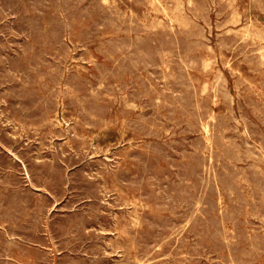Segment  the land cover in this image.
<instances>
[{"label": "rangeland", "instance_id": "rangeland-1", "mask_svg": "<svg viewBox=\"0 0 264 264\" xmlns=\"http://www.w3.org/2000/svg\"><path fill=\"white\" fill-rule=\"evenodd\" d=\"M4 1L0 264H264V0Z\"/></svg>", "mask_w": 264, "mask_h": 264}, {"label": "bare ground", "instance_id": "bare-ground-1", "mask_svg": "<svg viewBox=\"0 0 264 264\" xmlns=\"http://www.w3.org/2000/svg\"><path fill=\"white\" fill-rule=\"evenodd\" d=\"M17 1V0H16ZM53 1V0H52ZM134 1V0H133ZM148 1V0H147ZM176 1V0H175ZM179 1V0H178ZM255 1V0H254ZM7 2V1H6ZM4 0H3V3H6ZM27 2V1H26ZM153 2H154V0H153ZM152 2V3H153ZM167 2V1H166ZM173 2H174V0H173ZM252 2H253V0H252ZM62 3V2H61ZM116 3V2H115ZM158 3H160V2H158ZM175 3V2H174ZM179 3V2H178ZM193 3V2H192ZM200 3V2H199ZM8 4V3H7ZM20 4V3H19ZM30 4V3H29ZM232 4V3H231ZM260 4V3H259ZM263 4V3H262ZM126 5V4H125ZM142 5V4H141ZM191 5V4H190ZM261 5V4H260ZM0 6H2V5H0ZM83 6V5H82ZM232 6V5H231ZM24 7V6H23ZM52 7V6H51ZM109 7V6H108ZM119 7V6H118ZM146 7V6H145ZM153 7V6H152ZM159 7V6H158ZM157 7V8H158ZM178 7V6H177ZM190 7V6H189ZM194 7V6H193ZM27 8V7H26ZM174 8H175V6H174ZM174 8H172V9H174ZM192 8V7H191ZM206 8V7H205ZM19 9V8H18ZM54 9V8H53ZM147 9V8H146ZM146 9H145V11H146ZM170 9V8H169ZM187 9V8H186ZM43 10V9H42ZM125 10V9H124ZM157 10V9H156ZM159 10V9H158ZM157 10V11H158ZM161 10V9H160ZM167 10V9H166ZM175 10V9H174ZM178 10V9H177ZM46 11H49V9L48 10H46ZM163 11V10H162ZM233 11V10H232ZM66 12H68V11H66ZM148 12V11H147ZM158 12H160V11H158ZM195 12V11H194ZM18 13H20V12H18ZM29 13V12H28ZM51 13V12H50ZM129 13V12H128ZM154 13V12H153ZM155 13H156V11H155ZM171 13H172V11H171ZM233 13V12H232ZM44 14V13H43ZM49 14V13H48ZM47 13H46V15H48ZM126 14V13H125ZM143 14V13H142ZM176 14V13H175ZM181 14V13H180ZM200 14V13H199ZM18 15V14H17ZM26 16H27V14H25ZM45 15V14H44ZM166 15V14H165ZM164 15V16H165ZM181 15H183V14H181ZM233 15V14H232ZM231 15V16H232ZM120 16V15H119ZM133 16V15H132ZM180 16V15H179ZM48 17H50V16H48ZM90 17V16H89ZM93 17V16H92ZM95 17V16H94ZM93 17V18H94ZM144 17V16H143ZM156 17V16H155ZM240 17V16H239ZM80 18V17H79ZM146 18V17H145ZM144 18V19H145ZM152 18V17H151ZM187 18V17H186ZM21 19H23V18H21ZM86 19V18H85ZM162 19V18H161ZM166 19V18H165ZM235 19V18H234ZM43 20V19H42ZM66 20V19H65ZM98 20H100V19H98ZM177 20V19H176ZM179 20H181V19H179ZM241 20V19H240ZM250 20V19H249ZM15 21V20H14ZM24 21V20H23ZM27 21V20H26ZM86 21V20H85ZM84 21V22H85ZM119 21V20H118ZM124 21V20H123ZM144 21V20H143ZM151 21V20H150ZM186 21V20H185ZM193 21V20H192ZM233 21V20H232ZM239 21V20H238ZM15 22H17V20L15 21ZM75 22H77V21H75ZM75 22H74V24H75ZM147 22V21H146ZM149 22V21H148ZM167 22V21H166ZM172 22V21H171ZM176 22V21H175ZM179 23H181L182 22V20H181V22L180 21H178ZM183 22H184V20H183ZM2 23V22H1ZM44 23V22H43ZM67 23V22H66ZM125 23V22H124ZM194 24H195V22H193ZM9 24V23H8ZM85 24V23H84ZM87 24V23H86ZM127 24V23H126ZM139 24V23H138ZM10 25H11V23H10ZM21 25V24H20ZM66 25V24H65ZM83 25V24H82ZM81 25V26H82ZM162 25V24H161ZM249 25V24H248ZM50 26V25H49ZM56 26V25H55ZM164 26H165V23H164ZM179 26V25H178ZM184 26V25H183ZM195 26V25H194ZM122 27V26H121ZM129 27V26H128ZM187 27V26H186ZM248 27V26H247ZM14 28H16V27H14ZM30 28V27H29ZM72 28H74L73 26H72ZM85 28V27H84ZM93 28V27H92ZM109 28V27H108ZM175 28V27H174ZM188 28H190V27H188ZM193 28H195V27H193ZM231 28V27H230ZM242 27H240V29H241ZM246 28V27H245ZM250 28V27H249ZM19 29H21V28H19ZM18 29V30H19ZM110 29V28H109ZM112 29V28H111ZM239 29V28H238ZM247 29V28H246ZM257 29V28H256ZM5 30V29H4ZM17 30V29H16ZM106 30V29H105ZM113 30V29H112ZM129 30V29H128ZM184 30V29H183ZM251 30V29H250ZM8 31V30H7ZM73 31V30H72ZM102 31H104V29L102 30ZM107 31V30H106ZM114 31V30H113ZM152 31H154V30H152ZM167 31V30H166ZM165 31V32H166ZM180 31V30H179ZM235 31V30H234ZM248 31V30H247ZM256 31V30H255ZM71 32V31H70ZM232 32V31H231ZM236 32V31H235ZM241 32H242V30H241ZM249 32V31H248ZM254 32V31H253ZM7 33V32H6ZM17 33V32H16ZM106 33V32H105ZM124 33V32H123ZM132 33V32H131ZM138 33V32H137ZM180 33V32H179ZM239 33V32H238ZM244 33V32H243ZM261 33H263V32H261ZM260 33V34H261ZM107 34V33H106ZM110 34V33H109ZM139 34V33H138ZM141 34V33H140ZM145 34V33H144ZM150 34V33H149ZM148 34V35H149ZM154 34H155V32H154ZM247 34V33H246ZM252 34V33H251ZM255 34V33H254ZM253 34V35H254ZM257 34V33H256ZM264 34V33H263ZM3 35V34H2ZM5 35V34H4ZM9 35V34H8ZM70 35H71V33H70ZM96 35V34H95ZM156 35H158V34H156ZM168 35H169V32H168ZM181 36H182V34H180ZM258 35V34H257ZM101 36V35H100ZM103 36V35H102ZM101 36V37H102ZM117 36H119V35H117ZM126 36V35H125ZM143 36V35H142ZM165 36V35H164ZM178 36V35H177ZM255 36V35H254ZM259 36V35H258ZM2 37V36H1ZM12 37H14V35L12 36ZM31 37H33V36H31ZM30 37V38H31ZM35 37V36H34ZM83 37V36H82ZM93 37V36H92ZM99 37V36H98ZM120 37V36H119ZM155 37H157V36H155ZM160 37V36H159ZM184 37V36H183ZM249 37V36H248ZM255 37H257V36H255ZM22 38V37H21ZM132 38V37H131ZM178 38V37H177ZM263 38H264V36H263ZM12 39V38H11ZM119 39V38H118ZM121 39V38H120ZM155 39V38H154ZM157 39V38H156ZM155 39V40H156ZM160 39V38H159ZM165 39V38H164ZM191 39V38H190ZM248 39V38H247ZM2 40V39H1ZM22 40V39H21ZM103 40V39H102ZM206 40V39H205ZM224 40H226V39H224ZM230 40V39H229ZM260 40V39H259ZM23 41V40H22ZM41 41V40H40ZM65 41V40H64ZM168 41V40H167ZM186 41H188V40H186ZM0 42H2V41H0ZM24 42V41H23ZM157 42V41H156ZM155 42V43H156ZM228 42H230V41H228ZM247 42V41H246ZM251 42V41H250ZM6 43H7V41H6ZM25 43H26V41H25ZM61 43V42H60ZM90 43V42H89ZM98 43H99V40H98ZM154 43V42H153ZM205 43V42H204ZM248 43V42H247ZM257 43V42H256ZM255 43V44H256ZM259 43V42H258ZM8 44V43H7ZM27 44V43H26ZM104 44V43H103ZM159 44V43H158ZM157 44V45H158ZM189 44V43H188ZM246 44V43H245ZM13 45V44H12ZM63 45H65V43L63 44ZM100 45V44H99ZM106 45V44H105ZM153 45V44H152ZM251 45H253V43L251 44ZM257 45V44H256ZM255 45V46H256ZM259 45V44H258ZM1 46V45H0ZM60 46V45H59ZM98 46V45H97ZM254 46V45H253ZM260 46V45H259ZM14 47V46H13ZM50 47V46H49ZM64 47V46H63ZM96 47V46H95ZM153 47V46H152ZM177 47V46H176ZM198 47V46H197ZM224 47V46H223ZM222 47V48H223ZM235 47V46H234ZM252 47V46H251ZM101 48H102V46H101ZM155 48V47H154ZM175 48V47H174ZM196 48V47H195ZM201 48H203V46L201 47ZM210 48V47H209ZM2 49V48H1ZM17 49V48H16ZM60 49V48H59ZM86 49V48H85ZM171 49V48H170ZM207 49H208V47H207ZM260 49H262V48H260ZM19 50V49H18ZM48 50V49H47ZM52 50V49H51ZM158 50V49H157ZM227 50V49H226ZM3 51V50H2ZM31 51V50H30ZM85 51V50H84ZM146 51V50H145ZM203 51V50H202ZM249 51V50H248ZM261 51H263V50H261ZM14 52V51H13ZM19 52V51H18ZM51 52V51H50ZM70 52V51H69ZM102 52V51H101ZM198 52V51H197ZM234 52V51H233ZM258 52H259V50H258ZM264 52V51H263ZM263 52H262V54H263ZM10 53V52H9ZM20 53H21V51H20ZM31 53V52H30ZM72 53H73V51H72ZM195 53V52H194ZM245 53V52H244ZM8 54V53H7ZM7 54H5V55H7ZM116 54V53H115ZM118 54V53H117ZM193 54V53H192ZM252 54V53H251ZM11 55V54H10ZM13 55V54H12ZM31 55V54H30ZM33 55V54H32ZM47 55V54H46ZM56 55H57V53H56ZM119 55H120V52H119ZM189 55V54H188ZM194 55V54H193ZM196 55V54H195ZM264 55V54H263ZM262 55V56H263ZM27 56V55H26ZM25 56V57H26ZM58 56V55H57ZM76 56V55H75ZM117 56V55H116ZM170 56V55H169ZM256 56V55H255ZM261 56V55H260ZM259 56V57H260ZM9 57V56H8ZM51 57V56H50ZM61 57V56H60ZM157 57V56H156ZM159 57V56H158ZM230 57V56H229ZM257 57V56H256ZM255 57V58H256ZM19 58V57H18ZM30 58V57H29ZM33 58V57H32ZM87 58V57H86ZM86 58H85V60H86ZM114 58V57H113ZM117 58V57H116ZM201 58V57H200ZM236 58V57H235ZM253 58V57H252ZM24 59V58H23ZM166 59V58H165ZM202 59V58H201ZM25 60V59H24ZM84 60V61H85ZM112 60V59H111ZM245 60V59H244ZM248 60V59H247ZM261 60H262V57H261ZM21 61V60H20ZM34 61V60H33ZM92 61V60H91ZM159 61V60H158ZM178 61V60H177ZM205 61V60H204ZM220 61H221V59H220ZM240 61V60H239ZM253 61V60H252ZM258 61V60H257ZM31 62V61H30ZM39 62H40V60H39ZM203 62V61H202ZM216 62H217V60H216ZM27 63V62H26ZM65 63V62H64ZM68 63V62H67ZM99 63H101V62H99ZM20 64V63H19ZM23 64V63H22ZM25 64V63H24ZM45 64V63H44ZM56 64V63H55ZM161 64V63H160ZM200 64V63H199ZM205 64V63H204ZM12 65V64H11ZM70 65V64H69ZM95 65V64H94ZM263 65V64H262ZM261 65V66H262ZM17 66V65H16ZM26 66V65H25ZM71 66H72V64H71ZM82 66V65H81ZM113 66V65H112ZM117 66V65H116ZM160 66H163V65H160ZM171 66H175L176 67V65L174 64H172ZM203 66V65H202ZM229 66V65H228ZM1 67V66H0ZM11 67V66H10ZM77 67V66H76ZM80 67V66H79ZM142 67H143V65H142ZM198 67V66H197ZM199 67H201V66H199ZM205 67V66H204ZM209 67V66H208ZM258 67V66H257ZM24 68V67H23ZM38 68V67H37ZM44 68V67H43ZM47 68V67H46ZM71 68V67H70ZM74 68V67H73ZM78 68V67H77ZM77 68H75V69H77ZM111 68V67H110ZM148 68V67H147ZM167 68V67H166ZM196 68V67H195ZM194 68V69H195ZM217 68V67H216ZM61 69V68H60ZM101 69H103V68H101ZM177 69V68H176ZM205 69V68H204ZM230 69V68H229ZM228 69V70H229ZM249 69V68H248ZM37 70V69H36ZM44 70V69H43ZM47 70V69H46ZM113 70V69H112ZM142 70V69H141ZM172 70V69H171ZM171 70H169V71H171ZM220 70V69H219ZM231 70V69H230ZM77 71V70H76ZM126 71H128L127 69H126ZM157 71H158V69H157ZM166 71H168V70H166ZM217 71V70H216ZM262 71H263V69H262ZM57 72V71H56ZM74 72V71H73ZM115 72V71H114ZM138 72V71H137ZM164 72V71H163ZM232 72V71H231ZM259 72V71H258ZM24 73V72H23ZM31 73V72H30ZM38 73V72H37ZM54 73V72H53ZM69 73V72H68ZM90 73V72H89ZM136 73V72H135ZM141 73V72H140ZM148 73V72H147ZM173 73V72H172ZM216 73V72H215ZM217 73H219V72H217ZM234 73H235V71H234ZM239 73V72H238ZM33 74V73H32ZM56 74V73H55ZM24 75V74H23ZM40 75V74H39ZM59 75V74H58ZM124 75V74H123ZM149 75V74H148ZM190 75V74H189ZM213 75H214V73H213ZM176 76V75H175ZM215 76H216V74H215ZM215 76H212L213 77V79H214V77ZM23 77V76H22ZM31 77V76H30ZM37 77V76H36ZM47 77V76H46ZM49 77V76H48ZM47 77V78H48ZM67 77V76H66ZM69 77V76H68ZM70 77H71V75H70ZM143 77V76H142ZM148 77V76H147ZM170 77V76H169ZM264 77V76H263ZM33 78V77H32ZM38 78V77H37ZM46 78V79H47ZM108 78V77H107ZM131 78V77H130ZM166 78H167V76H166ZM51 79V78H50ZM76 79V78H75ZM82 79V78H81ZM123 79V78H122ZM129 79V78H128ZM186 79V78H185ZM236 79H237V77H236ZM42 80H43V78H42ZM77 80V79H76ZM88 80V79H87ZM107 80H110V78H108ZM120 80V79H119ZM118 80V81H119ZM134 80V79H133ZM153 80V79H152ZM166 80V79H165ZM168 80H170V79H168ZM167 80V81H168ZM195 80V79H194ZM240 79H239V77H238V81H239ZM44 81H45V79H44ZM72 81V80H71ZM104 81V80H103ZM116 80H114V82H115ZM117 81V82H118ZM137 81V80H136ZM243 81V80H242ZM241 81V82H242ZM264 81V80H263ZM18 82H20V81H18ZM78 82V81H77ZM90 82V81H89ZM119 82H121V81H119ZM131 82V81H130ZM171 82V81H170ZM194 82V81H193ZM244 82V81H243ZM243 82H242V84H243ZM260 82V81H259ZM262 82V81H261ZM16 83V82H15ZM47 83V82H46ZM81 83V82H80ZM84 83V82H83ZM211 83H212V81H211ZM41 84V83H40ZM87 84V83H86ZM152 84V83H151ZM194 84V83H193ZM15 85V84H14ZM19 85V84H18ZM84 85V84H83ZM132 85V84H131ZM173 85V84H172ZM171 85V86H172ZM175 85V84H174ZM247 85V84H246ZM37 86V85H36ZM35 86V87H36ZM86 86V85H85ZM110 86V85H109ZM121 86V85H120ZM155 86H156V84H155ZM165 86V85H164ZM202 86V85H201ZM225 86V85H224ZM51 87V86H50ZM82 87V86H81ZM80 87V88H81ZM84 87V86H83ZM87 87V86H86ZM86 87H84V88H86ZM111 87V86H110ZM113 87V86H112ZM124 87V86H123ZM123 87H121V88H123ZM138 87V86H137ZM142 87V86H141ZM248 87V86H247ZM246 87V88H247ZM261 87V86H260ZM38 88V87H37ZM42 88V87H41ZM101 88V87H100ZM129 88V87H128ZM164 88V87H163ZM203 88V86L201 87V89ZM245 87H244V89H246ZM250 88V87H249ZM252 88V87H251ZM16 89V88H15ZM24 89V88H23ZM61 89V88H60ZM90 89V88H89ZM88 89V90H89ZM110 89V88H109ZM124 89V88H123ZM132 89V88H131ZM141 89V88H140ZM144 89V88H143ZM172 89H174V88H172ZM171 89V90H172ZM204 89V88H203ZM212 89V88H211ZM227 89V88H226ZM35 90V89H34ZM86 90V89H85ZM116 90H118V89H116ZM182 90H183V88H182ZM241 90V89H240ZM250 90V89H249ZM248 90V91H249ZM1 91V90H0ZM20 91H21V89H20ZM76 91V90H75ZM87 91V90H86ZM103 91V90H102ZM106 91H107V89H106ZM135 91V90H134ZM196 91V90H195ZM204 91V90H203ZM208 91H209V89H208ZM211 91V90H210ZM242 91H244V90H242ZM247 91V90H246ZM253 91V90H252ZM39 91H37V93H38ZM41 92V91H40ZM70 92V91H69ZM113 92V91H112ZM121 92V91H120ZM130 92V91H129ZM144 92V91H143ZM198 92V91H197ZM196 92V93H197ZM205 92V91H204ZM204 92H202V93H204ZM207 92V91H206ZM251 92V91H250ZM261 92V91H260ZM259 91H258V93H260ZM62 93V92H61ZM84 93H86V92H84ZM89 93V92H88ZM87 93V94H88ZM101 93V92H100ZM115 93V92H114ZM135 93V92H134ZM136 93H137V91H136ZM158 93V92H157ZM252 93V92H251ZM60 94V93H59ZM129 94V93H128ZM168 94V93H167ZM221 94V93H220ZM230 94V93H229ZM246 94V93H245ZM249 94V93H248ZM13 95H14V93H13ZM132 95V94H131ZM150 95V94H149ZM156 95V94H155ZM159 95V94H158ZM176 95V94H175ZM219 95V94H218ZM247 95V94H246ZM71 96V95H70ZM105 96V95H104ZM108 96V95H107ZM106 96V97H107ZM110 96H112V95H110ZM128 96V95H127ZM197 96V95H196ZM206 96V95H205ZM208 96V95H207ZM217 96V95H216ZM215 96V97H216ZM258 96V95H257ZM4 97V96H3ZM29 97V96H28ZM67 97V96H66ZM95 97H97V96H95ZM114 97V96H113ZM121 97V96H120ZM201 97V96H200ZM5 98V97H4ZM3 98V99H4ZM7 98V97H6ZM14 98V97H13ZM17 98V97H16ZM97 98H99V97H97ZM105 98V97H104ZM103 98V99H104ZM122 98V97H121ZM137 98V97H136ZM135 98V99H136ZM223 98V97H222ZM260 98V97H259ZM42 99V98H41ZM49 99H51V98H49ZM62 99V98H61ZM70 99V98H69ZM128 99H129V97H128ZM205 99V101H207L206 100V98H204ZM225 99V98H224ZM243 99H244V96H243ZM2 100V99H1ZM55 100V99H54ZM53 100V101H54ZM57 100V99H56ZM55 100V101H56ZM130 100V99H129ZM142 100V99H141ZM168 100V99H167ZM194 100V99H193ZM226 100V99H225ZM224 100V101H225ZM247 100V99H246ZM7 101V100H6ZM16 101V100H15ZM41 101V100H40ZM75 101V100H74ZM106 101V100H105ZM108 101V100H107ZM143 101H144V99H143ZM227 101V100H226ZM4 102V101H3ZM71 102V101H70ZM76 102V101H75ZM92 102H93V100H92ZM100 102V101H99ZM110 102V101H109ZM132 102V101H131ZM140 102V101H139ZM259 102V101H258ZM41 103V102H40ZM54 103V102H53ZM63 103V102H62ZM88 103V102H87ZM113 103V102H112ZM120 101H119V105H120ZM134 103V102H133ZM150 103V102H149ZM202 103H203V101H202ZM224 103V102H223ZM226 103V102H225ZM260 103H261V101H260ZM29 104H31V103H29ZM42 104V103H41ZM40 104V105H41ZM79 104V103H78ZM103 104H105L104 102H103ZM109 104H111V103H109ZM118 104V103H117ZM166 104V103H165ZM213 104H214V102H213ZM229 104V103H228ZM7 105V104H6ZM5 105V106H6ZM10 105H12V104H10ZM46 105V104H45ZM52 105H54V104H52ZM75 105V104H74ZM107 105H108V102H107ZM123 105V104H122ZM121 105V106H122ZM137 105V104H136ZM206 105V104H205ZM9 106V105H8ZM30 106V105H29ZM55 106V105H54ZM118 106V105H117ZM117 106H116V108H117ZM142 106H143V104H142ZM207 106V105H206ZM249 106V105H248ZM37 107V106H36ZM44 107V106H43ZM77 107V106H76ZM146 107V106H145ZM158 107V106H157ZM161 107V106H160ZM261 107V106H260ZM54 108V107H53ZM147 108V107H146ZM170 108V107H169ZM168 108V109H169ZM189 108H191V107H189ZM18 109V108H17ZM16 109V110H17ZM38 109V108H37ZM42 109V108H41ZM78 109V108H77ZM112 109V108H111ZM123 109H125L124 107H123ZM188 109V108H187ZM201 109V108H200ZM205 109V108H204ZM110 110V109H109ZM130 110V109H129ZM152 110V109H151ZM160 110V109H159ZM162 110V109H161ZM203 110V109H202ZM209 110V109H208ZM208 110H206V111H208ZM230 110V109H229ZM73 111V110H72ZM75 111V110H74ZM124 111V110H123ZM131 111V110H130ZM194 111V110H193ZM210 111V110H209ZM28 112V111H27ZM52 112V111H51ZM57 112V111H56ZM141 112V111H140ZM139 112V113H140ZM146 112V111H145ZM149 112V111H148ZM161 112V111H160ZM197 112V111H196ZM200 112H202V111H200ZM204 112V111H203ZM5 113V112H4ZM26 113V112H25ZM40 113V112H39ZM83 113V112H82ZM123 113V112H122ZM124 113H125V111H124ZM123 113V114H124ZM144 113V112H143ZM205 113V112H204ZM232 113V112H231ZM110 114V113H109ZM163 114V113H162ZM166 114V113H165ZM180 114V113H179ZM228 114V113H227ZM5 115V114H4ZM23 115V114H22ZM26 115V114H25ZM37 115V114H36ZM57 115V114H56ZM88 115V114H87ZM122 115V114H121ZM146 115V114H145ZM172 115V114H171ZM221 115V114H220ZM219 115V116H220ZM224 115V114H223ZM230 115V114H229ZM256 114H254V116H255ZM259 115V114H258ZM24 116V115H23ZM71 116V115H70ZM89 116V115H88ZM173 116H174V114H173ZM257 116V115H256ZM261 116V115H260ZM5 117V116H4ZM13 117V116H12ZM31 117V116H30ZM34 117V116H33ZM57 117V116H56ZM82 117H84V116H82ZM82 117H81V119H82ZM105 117V116H104ZM153 117V116H152ZM170 117V116H169ZM176 117V116H175ZM189 117V116H188ZM191 117V116H190ZM224 117H225V115H224ZM262 117V116H261ZM8 118V117H7ZM38 118V117H37ZM51 118V117H50ZM80 118V116L78 117V119ZM89 118V117H88ZM111 118V117H110ZM128 118V117H127ZM130 118V117H129ZM171 118V117H170ZM174 118V117H173ZM226 118V117H225ZM259 118V117H258ZM11 119V118H10ZM9 119V120H10ZM13 119V118H12ZM44 119H45V117H44ZM54 119V118H53ZM84 119V118H83ZM98 119V118H97ZM97 119H95V121L97 120ZM107 119V118H106ZM117 119H118V117H117ZM131 119V118H130ZM172 119V118H171ZM186 119V118H185ZM194 119V118H193ZM232 119V118H231ZM41 120V119H40ZM181 120V119H180ZM206 120V119H205ZM0 121H1V119H0ZM5 121V120H4ZM21 121V120H20ZM27 121V120H26ZM89 121V120H88ZM94 121V120H93ZM175 121H176V119H175ZM2 122V121H1ZM13 122H14V120H13ZM24 122V121H23ZM73 122H75V120L73 121ZM76 122H77V120H76ZM92 122V121H91ZM107 122V121H106ZM157 122V121H156ZM162 122V121H161ZM203 122V121H202ZM233 122H235V121H233ZM248 122V121H247ZM254 122V121H253ZM66 123V122H65ZM78 123V122H77ZM76 123V124H77ZM84 123V122H83ZM95 123V122H94ZM108 123V122H107ZM113 123V122H112ZM158 123V122H157ZM184 123V122H183ZM223 123V122H222ZM240 123V122H239ZM256 123V122H255ZM1 124V123H0ZM7 124V123H6ZM18 124V123H17ZM53 124V123H52ZM61 124V123H60ZM74 124V123H73ZM79 124V123H78ZM160 124V123H159ZM185 124V123H184ZM19 125V124H18ZM47 125V124H46ZM108 125H110V124H108ZM123 125V124H122ZM149 125V124H148ZM162 125V124H161ZM234 125V124H233ZM251 125V124H250ZM11 126H15V125H11ZM124 126V125H123ZM126 126V125H125ZM145 126V125H144ZM151 126V125H150ZM200 126V125H199ZM223 126H225V125H223ZM235 126V125H234ZM20 127V126H19ZM30 127V126H29ZM28 127V128H29ZM61 127V126H60ZM77 127V126H76ZM127 127V126H126ZM160 127V126H159ZM1 128V127H0ZM6 129H7V127H5ZM13 128V127H12ZM16 128V127H15ZM21 128V127H20ZM107 128V127H106ZM128 128V127H127ZM154 128V127H153ZM157 128V127H156ZM155 128V129H156ZM161 128V127H160ZM199 128V127H198ZM202 128V127H201ZM205 128V127H204ZM219 128V127H218ZM229 128V127H228ZM132 129V128H131ZM185 129H186V127H185ZM231 129V128H230ZM245 129V128H244ZM248 129V128H247ZM23 130H24V128H23ZM36 130V129H35ZM76 130V129H75ZM162 130V129H161ZM201 130V129H200ZM207 130V129H206ZM214 130V129H213ZM216 130H218L217 128H216ZM221 130V129H220ZM228 130V129H227ZM255 130V129H254ZM257 130H258V128H257ZM13 131V130H12ZM20 131H21V129H20ZM38 131H39V129H38ZM42 131V130H41ZM66 131V130H65ZM159 131V130H158ZM208 131V130H207ZM3 132V131H2ZM75 132V131H74ZM144 132V131H143ZM206 132V131H205ZM212 132V131H211ZM236 132V131H235ZM244 132V131H243ZM242 132V133H243ZM258 132V131H257ZM13 133V132H12ZM11 133V134H12ZM37 133V132H36ZM39 133H41V132H39ZM51 133V132H50ZM54 133V132H53ZM76 133H79V132H76ZM135 133V132H134ZM161 133V132H160ZM167 133V132H166ZM185 133V132H184ZM191 133V132H190ZM201 133H202V131H201ZM264 133V132H263ZM16 134V133H15ZM45 134V133H44ZM48 134V133H47ZM56 134V133H55ZM54 134V135H55ZM67 134V133H66ZM70 134V133H69ZM154 134V133H153ZM244 134V133H243ZM6 135V134H5ZM20 135V134H19ZM49 135V134H48ZM83 135V134H82ZM138 135H140V134H138ZM256 135V134H255ZM1 136V135H0ZM4 136V135H3ZM7 136V135H6ZM88 136V135H87ZM95 136V135H94ZM209 136V135H208ZM223 136H224V134H223ZM241 136V135H240ZM8 137V136H7ZM10 137V136H9ZM11 137H12V135H11ZM14 137V136H13ZM90 137V136H89ZM161 137V136H160ZM246 137V136H245ZM258 137H259V135H258ZM5 139H6V137H4ZM20 138V137H19ZM44 138V137H43ZM85 138V137H84ZM166 138V137H165ZM254 138V137H253ZM257 138V137H256ZM82 140H83V138H81ZM86 139V138H85ZM84 139V140H85ZM222 139V138H221ZM252 139V138H251ZM8 140V139H7ZM19 140V139H18ZM44 140V139H43ZM80 140V139H79ZM90 140V139H89ZM155 140V139H154ZM158 140V139H157ZM209 140V139H208ZM256 140V139H255ZM254 140V141H255ZM151 141V140H150ZM160 141V140H159ZM165 141V140H164ZM170 141V140H169ZM222 141V140H221ZM83 142V141H82ZM98 142V141H97ZM143 142V141H142ZM171 142V141H170ZM184 142V141H183ZM223 142V141H222ZM263 142V141H262ZM10 143H12V142H10ZM119 143H120V141H119ZM127 143V142H126ZM140 143V142H139ZM151 143V142H150ZM153 143V142H152ZM194 143V142H193ZM226 144H227V142H225ZM80 143H78V145H79ZM111 144V143H110ZM131 144V143H130ZM164 144V143H163ZM162 144V145H163ZM172 144V143H171ZM176 144V143H175ZM201 144H203V143H201ZM207 144V143H206ZM225 144V145H226ZM236 144V143H235ZM166 145V144H165ZM174 145V144H173ZM217 145V144H216ZM233 145V144H232ZM20 146V145H19ZM79 146H81V145H79ZM128 146V145H127ZM142 146V145H141ZM228 146V145H227ZM238 145H236V147H237ZM1 147V146H0ZM68 147V146H67ZM126 147V146H125ZM138 147H140V146H138ZM168 147V146H167ZM184 147V146H183ZM182 147V148H183ZM254 147V146H253ZM2 148V147H1ZM69 148V147H68ZM100 148V147H99ZM133 148V147H132ZM212 148V147H211ZM74 149H76L75 147H74ZM94 149V148H93ZM98 149V148H97ZM105 149V148H104ZM186 149V148H185ZM199 149V148H198ZM213 149V148H212ZM214 149H216V148H214ZM217 149H219L218 147H217ZM225 149H227V148H225ZM240 149V148H239ZM62 150V149H61ZM100 150H101V148H100ZM117 150V149H116ZM145 150H147V149H145ZM178 150V149H177ZM201 150V149H200ZM206 150V149H205ZM224 150V149H223ZM237 150V149H236ZM88 151V150H87ZM95 151V150H94ZM137 151H139L138 150V148H137ZM152 151V150H151ZM169 151V150H168ZM167 151V152H168ZM199 151V150H198ZM234 151V150H233ZM256 151V150H255ZM60 152V151H59ZM64 152V151H63ZM83 152V151H82ZM92 152V151H91ZM99 152V151H98ZM117 152V151H116ZM141 152V151H140ZM171 152V151H170ZM230 152H232V151H230ZM239 152V151H238ZM259 152V151H258ZM56 153V152H55ZM80 153V152H79ZM217 153V152H216ZM247 153V152H246ZM261 153H264L263 151L261 152ZM1 154V153H0ZM41 154V153H40ZM43 154V153H42ZM61 154V153H60ZM93 154V153H92ZM122 154V153H121ZM132 154V153H131ZM185 154V153H184ZM222 154V153H221ZM220 154V155H221ZM226 154V153H225ZM229 154V153H228ZM242 154V153H241ZM240 154V155H241ZM252 154V153H251ZM38 155V154H37ZM54 155V154H53ZM84 155V154H83ZM149 155V154H148ZM158 155V154H157ZM186 155V154H185ZM188 155V154H187ZM208 155V154H207ZM210 155V154H209ZM244 155V154H243ZM254 155V154H253ZM2 156H4L3 155V153H2ZM46 156V155H45ZM44 156V157H45ZM88 156V155H87ZM120 156V155H119ZM123 156H124V154H123ZM126 156V155H125ZM149 156H151V155H149ZM154 156V155H153ZM173 156V155H172ZM201 156V155H200ZM205 156H206V154H205ZM227 156V155H226ZM229 156V155H228ZM232 156H234V155H232ZM245 156V155H244ZM250 156H252V155H250ZM258 156V155H257ZM47 157V156H46ZM55 157V156H54ZM117 157V156H116ZM128 157V156H127ZM152 157V156H151ZM186 157V156H185ZM222 157V156H221ZM225 157V156H224ZM107 158V157H106ZM154 158V157H153ZM171 158V157H170ZM225 158H227V157H225ZM233 158V157H232ZM234 158H236V157H234ZM238 158V157H237ZM44 159H47V158H44ZM52 159V158H51ZM80 159V158H79ZM95 159V158H94ZM97 159V158H96ZM116 159V158H115ZM172 159V158H171ZM198 159H200V157L198 158ZM239 159V158H238ZM8 160V159H7ZM35 160V159H34ZM103 160V159H102ZM120 160V159H119ZM118 160V161H119ZM148 160H149V158H148ZM153 160V159H152ZM164 160V159H163ZM167 161H168V159H166ZM234 160H236V159H234ZM28 161V160H27ZM32 161V160H31ZM50 161V160H49ZM74 161H76V160H74ZM105 161V160H104ZM115 161V160H114ZM121 161V160H120ZM131 161V160H130ZM197 161V160H196ZM228 161H229V159H228ZM237 161H239V160H237ZM263 161V160H262ZM15 162V161H14ZM13 162V163H14ZM46 162H48V161H46ZM86 162V161H85ZM96 162V161H95ZM94 162V163H95ZM99 162V161H98ZM101 162V161H100ZM134 162H136V161H134ZM133 162V163H134ZM156 162V161H155ZM166 162V161H165ZM185 164H186V162L185 161H183ZM207 162V161H206ZM252 162V161H251ZM6 163V162H5ZM33 163V162H32ZM55 163V162H54ZM195 163V162H194ZM224 163H225V161H224ZM229 163H230V161H229ZM233 163V162H232ZM2 164V163H1ZM31 164V163H30ZM34 164L36 165V163L34 162ZM41 164V163H40ZM82 164V163H81ZM104 164V163H103ZM109 164V163H108ZM122 164V163H121ZM203 164V163H202ZM256 164V163H255ZM258 164V163H257ZM39 165V164H38ZM45 165H47V164H45ZM49 165V164H48ZM88 165V164H87ZM90 165V164H89ZM152 165V164H151ZM175 165H177V164H175ZM242 165V164H241ZM259 165V164H258ZM39 166H41V165H39ZM91 166V165H90ZM120 166V165H119ZM152 166H154V165H152ZM159 166V165H158ZM199 166V165H198ZM239 167H240V165H238ZM237 166V167H238ZM243 166V165H242ZM59 167V166H58ZM87 167V166H86ZM97 167V166H96ZM113 167H115V166H113ZM130 167V166H129ZM210 167H211V165H210ZM231 167V166H230ZM230 167H228V168H230ZM236 167V168H237ZM257 167V166H256ZM102 168V167H101ZM100 168V169H101ZM157 168V167H156ZM201 168V167H200ZM200 168H198V169H200ZM246 168V167H245ZM119 169V168H118ZM140 169V168H139ZM144 169V168H143ZM167 169H168V167H167ZM179 169V168H178ZM250 169V168H249ZM253 169H254V167H253ZM11 170V169H10ZM9 170V171H10ZM43 170V169H42ZM59 170V169H58ZM92 170V169H91ZM98 170V169H97ZM113 170V169H112ZM140 170H142V168L140 169ZM197 170V169H196ZM226 170H228V169H226ZM236 170V169H235ZM13 171V170H12ZM93 171V170H92ZM107 171V170H106ZM156 171V170H155ZM163 171V170H162ZM165 171V170H164ZM181 170H179V172H180ZM201 171V170H200ZM206 171V170H205ZM241 171V170H240ZM264 171V170H263ZM63 172V171H62ZM112 172V171H111ZM114 172V171H113ZM152 172V171H151ZM169 172V171H168ZM224 172V171H223ZM242 172V171H241ZM250 172V171H249ZM248 172V173H249ZM35 173V172H34ZM47 173V172H46ZM59 173V172H58ZM99 173V172H98ZM109 173V172H108ZM149 173V172H148ZM165 173V172H164ZM175 173V172H174ZM210 173H211V171H210ZM221 173V172H220ZM2 174H3V172H2ZM5 174V173H4ZM11 174V173H10ZM49 174V173H48ZM54 174V172L51 174V175H53ZM83 174V173H82ZM94 174V173H93ZM104 174V173H103ZM146 174V173H145ZM145 174H144V176H145ZM157 174V173H156ZM162 174V173H161ZM186 174H188V173H186ZM203 174V173H202ZM239 174V173H238ZM251 174V173H250ZM263 174V173H262ZM100 175V174H99ZM165 175V174H164ZM169 175V174H168ZM211 175V174H210ZM43 176V175H42ZM137 176V175H136ZM159 176V175H158ZM188 176V175H187ZM228 176V175H227ZM9 177H10V175H9ZM17 177V176H16ZM79 177V176H78ZM134 177V176H133ZM157 177V176H156ZM199 177V176H198ZM222 177V176H221ZM7 178V177H6ZM37 178V177H36ZM76 178V177H75ZM95 178V177H94ZM97 178V177H96ZM101 178H103V176L101 177ZM173 178V177H172ZM228 178V177H227ZM230 178H232V177H230ZM237 178V177H236ZM253 178V177H252ZM3 179V178H2ZM15 179V178H14ZM92 179H93V177H92ZM162 179H163V177H162ZM192 179V178H191ZM197 179V178H196ZM229 179V178H228ZM234 179V178H233ZM243 179V178H242ZM5 180V179H4ZM153 180V179H152ZM166 180V179H165ZM179 180V179H178ZM193 180V179H192ZM211 180H213V179H211ZM237 180V179H236ZM244 180V179H243ZM99 181V180H98ZM115 181V180H114ZM155 181H157V180H155ZM174 181V180H173ZM194 181V180H193ZM197 181V180H196ZM214 181V180H213ZM245 181V180H244ZM104 182V181H103ZM145 182V181H144ZM160 182V181H159ZM168 182H170V181H168ZM216 182V181H215ZM18 183V182H17ZM87 183H89V185L91 184L90 182H87ZM155 183V182H154ZM163 183H165V182H163ZM248 183V182H247ZM81 185L83 184L82 182L80 183ZM110 184V183H109ZM112 184V183H111ZM117 184H118V182H117ZM158 184V183H157ZM172 184V183H171ZM218 184V183H217ZM228 184V183H227ZM229 184H230V182H229ZM232 184V183H231ZM241 184V183H240ZM243 184V183H242ZM249 184V183H248ZM252 184V183H251ZM98 185V184H97ZM134 185V184H133ZM174 185V184H173ZM172 185V186H173ZM221 185V184H220ZM234 185V184H233ZM117 186V185H116ZM156 186V185H155ZM230 186V185H229ZM242 186V185H241ZM248 186V185H247ZM9 187H11V186H9ZM13 187V186H12ZM15 187V186H14ZM17 187V186H16ZM79 187V186H78ZM94 187V186H93ZM97 187V186H96ZM146 187H148V185L146 186ZM170 187H171V185H170ZM177 187V186H176ZM175 187V188H176ZM200 187V186H199ZM222 187V186H221ZM244 187H246V186H244ZM219 188V187H218ZM224 188V187H223ZM231 188V187H230ZM237 188V187H236ZM253 188V187H252ZM8 189V188H7ZM143 189H144V187H143ZM240 189H242V187L240 188ZM6 190V189H5ZM90 190V189H89ZM119 190H120V188H119ZM125 190V189H124ZM133 190V189H132ZM152 190V189H151ZM219 190V189H218ZM96 191V190H95ZM111 191V190H110ZM134 191H136V190H134ZM148 191V190H147ZM153 191V190H152ZM162 190H160V192H161ZM194 191V190H193ZM192 191V192H193ZM203 191V190H202ZM208 191V190H207ZM221 191V190H220ZM247 191H249V190H247ZM252 191V190H251ZM250 191V192H251ZM121 192V191H120ZM141 192H143V191H141ZM163 192V191H162ZM211 192V191H210ZM231 192H233V191H231ZM254 192V191H253ZM94 193V192H93ZM106 193V192H105ZM122 194H123V192H121ZM130 193H131V191H130ZM148 193H149V191H148ZM191 193V192H190ZM234 193V192H233ZM7 194H9V193H7ZM11 194V193H10ZM99 194V193H98ZM150 194V193H149ZM152 194V193H151ZM198 194V193H197ZM211 194V193H210ZM218 194V193H217ZM117 195L118 194H116V197H117ZM121 195V194H120ZM206 195V194H205ZM213 195V194H212ZM221 195V194H220ZM231 195V194H230ZM260 195H261V193H260ZM1 196V195H0ZM149 196H151V195H149ZM154 196V195H153ZM233 196V195H232ZM245 196V195H244ZM254 196V195H253ZM5 197V196H4ZM119 197V196H118ZM123 197V196H122ZM139 197V196H138ZM158 197V196H157ZM209 197V196H208ZM216 197H217V195H216ZM246 197V196H245ZM38 198V197H37ZM102 198V197H101ZM120 198V197H119ZM150 198V197H149ZM148 198V199H149ZM210 198V197H209ZM219 198V197H218ZM254 198V197H253ZM257 198V197H256ZM130 199V198H129ZM141 199V198H140ZM144 199H145V196H144ZM181 199V198H180ZM227 199H228V196H227ZM231 199H232V197H231ZM258 199V198H257ZM256 199V200H257ZM1 200V199H0ZM45 200V199H44ZM104 200V199H103ZM143 200V199H142ZM150 200V199H149ZM153 200H154V198H153ZM159 200V199H158ZM177 200V199H176ZM194 200V199H193ZM218 200V199H217ZM220 200V199H219ZM247 200V199H246ZM130 201V200H129ZM147 201V200H146ZM165 201V200H164ZM170 201V200H169ZM189 201V200H188ZM136 202V201H135ZM151 202V201H150ZM180 202V201H179ZM235 202V201H234ZM233 202V203H234ZM6 203V202H5ZM115 203V202H114ZM120 203V202H119ZM148 202H146V204H147ZM158 203V202H157ZM163 203V202H162ZM176 203H178V201L176 202ZM220 203V202H219ZM237 203V202H236ZM240 203V202H239ZM258 203V202H257ZM256 203V204H257ZM7 204V203H6ZM125 204V203H124ZM130 204V203H129ZM142 204V203H141ZM173 204V203H172ZM248 204H250L249 202H248ZM115 205H116V203H115ZM138 205V204H137ZM152 205V204H151ZM174 205V204H173ZM216 205V204H215ZM221 205V204H220ZM230 205V204H229ZM104 206V205H103ZM112 206V205H111ZM148 206V205H147ZM154 206V205H153ZM232 206V205H231ZM231 206H229V207H231ZM249 206V205H248ZM258 206H260V205H258ZM165 207V206H164ZM191 207V206H190ZM196 207V206H195ZM216 207H217V205H216ZM227 207V206H226ZM238 207V206H237ZM151 208V207H150ZM161 208V207H160ZM181 208V207H180ZM187 208V207H186ZM208 208V207H207ZM232 208V207H231ZM235 208V207H234ZM242 208V207H241ZM262 208V207H261ZM109 209V208H108ZM120 209V208H119ZM132 209H134V207L132 208ZM137 209V208H136ZM163 209V208H162ZM243 209V208H242ZM159 210V209H158ZM209 210V209H208ZM221 210H223V209H221ZM232 210V209H231ZM236 210H238V208H236ZM263 210V209H262ZM93 211V210H92ZM101 211V210H100ZM109 211V210H108ZM116 211V210H115ZM134 211V210H133ZM162 211V210H161ZM164 211V210H163ZM233 211V210H232ZM165 212V211H164ZM183 212H184V210H183ZM223 212H225V211H223ZM228 212H229V210H228ZM227 212V213H228ZM240 212H243L242 210L240 211ZM261 212V211H260ZM264 212V211H263ZM15 213H16V211H15ZM90 214H91V212H89ZM102 213V212H101ZM118 213V212H117ZM141 213V212H140ZM171 213V212H170ZM199 213V212H198ZM238 213V212H237ZM251 213H253V212H251ZM250 213V214H251ZM42 214V213H41ZM103 214V213H102ZM101 214V215H102ZM137 214V213H136ZM189 214V213H188ZM218 214H220V213H218ZM218 214L216 215V216H218ZM236 214V213H235ZM260 214V213H259ZM18 215V214H17ZM40 215V214H39ZM88 215V214H87ZM94 215V214H93ZM116 215V214H115ZM120 215V214H119ZM143 215V214H142ZM158 215H160L159 213H158ZM164 215V214H163ZM184 215V214H183ZM199 215V214H198ZM208 215V214H207ZM240 215V214H239ZM241 215H242V213H241ZM255 215H256V213H255ZM91 216V215H90ZM113 216V215H112ZM121 216V215H120ZM145 216V215H144ZM182 216V215H181ZM213 216H214V214H213ZM228 216V215H227ZM250 216V215H249ZM28 217H29V215H28ZM31 217V216H30ZM94 217V216H93ZM93 217H92V219H93ZM97 217H98V215H97ZM106 217V216H105ZM141 217V216H140ZM163 217V216H162ZM171 217V216H170ZM229 217V216H228ZM238 217V216H237ZM248 217V216H247ZM15 218V217H14ZM96 218V217H95ZM117 218V217H116ZM121 218V217H120ZM123 218V217H122ZM121 218V219H122ZM177 218L179 219V217L177 216ZM198 218H200L199 216H198ZM203 218V217H202ZM219 218V217H218ZM227 218V217H226ZM240 218V217H239ZM45 219V218H44ZM111 219H113V218H111ZM140 219V218H139ZM150 219V218H149ZM173 219V218H172ZM201 219V218H200ZM199 219V220H200ZM230 219V218H229ZM237 219V218H236ZM254 219V218H253ZM27 220H29V218L27 219ZM87 220H88V218H87ZM89 220H91V219H89ZM101 220V219H100ZM120 220V219H119ZM150 220H152V218L150 219ZM170 220V219H169ZM184 220V219H183ZM215 220V219H214ZM223 220V219H222ZM238 220V219H237ZM86 221V220H85ZM115 221V220H114ZM116 221H117V219H116ZM146 221V220H145ZM144 221V222H145ZM156 221V220H155ZM264 221V220H263ZM25 222H26V220H25ZM60 222V221H59ZM103 222V221H102ZM125 222V221H124ZM136 222H137V220H136ZM177 222V221H176ZM192 221H190V223H191ZM205 222V221H204ZM245 222V221H244ZM14 223V222H13ZM18 223V222H17ZM44 223V222H43ZM119 223V222H118ZM151 223V222H150ZM201 223V222H200ZM242 223H243V221H242ZM5 224V223H4ZM60 224V223H59ZM103 224V223H102ZM101 224V225H102ZM186 224V223H185ZM207 224V223H206ZM210 224V223H209ZM224 224V223H223ZM264 224V223H263ZM1 225V224H0ZM22 225V224H21ZM81 225V224H80ZM86 225V224H85ZM111 225V224H110ZM128 225V224H127ZM130 225V224H129ZM210 225H212V223L210 224ZM227 225V224H226ZM251 225V224H250ZM10 226V225H9ZM13 226V225H12ZM20 226V225H19ZM25 226H27V225H25ZM29 226V225H28ZM87 226V225H86ZM93 226V225H92ZM107 226H108V224H107ZM106 226V227H107ZM134 226V225H133ZM198 226V225H197ZM204 226H205V224H204ZM15 227V226H14ZM45 227H46V225H45ZM78 227H80V226H78ZM100 227V226H99ZM105 227V228H106ZM123 227V226H122ZM129 227V226H128ZM156 227V226H155ZM211 227V226H210ZM218 227V226H217ZM244 227V226H243ZM19 228V227H18ZM22 228V227H21ZM27 228V227H26ZM87 228H88V226H87ZM101 228V227H100ZM121 228V227H120ZM195 228V227H194ZM198 228V227H197ZM205 228V227H204ZM220 228V227H219ZM228 228V227H227ZM232 228V227H231ZM263 228V227H262ZM2 229V228H1ZM31 229V228H30ZM39 229H40V227H39ZM83 229V228H82ZM104 229V228H103ZM133 229V228H132ZM153 229V228H152ZM158 229V228H157ZM165 229V228H164ZM196 229V228H195ZM217 229V228H216ZM221 229V228H220ZM220 229H218V230H220ZM225 229V228H224ZM234 229V228H233ZM7 230V229H6ZM11 230H13V229H11ZM111 230V229H110ZM134 230V229H133ZM138 230H140V229H138ZM168 231H171V230H169V229H167ZM205 230V229H204ZM212 230V229H211ZM215 230V229H214ZM236 230V229H235ZM5 231V230H4ZM3 231V232H4ZM29 231V230H28ZM142 231H143V228H142ZM156 231V230H155ZM165 231V230H164ZM206 231V230H205ZM209 231V230H208ZM241 231V230H240ZM256 231V230H255ZM254 231V232H255ZM106 232V231H105ZM110 232V231H109ZM134 232V231H133ZM214 232V231H213ZM238 232V231H237ZM248 232V231H247ZM264 232V231H263ZM16 233H17V231H16ZM96 233V232H95ZM140 233H141V231H140ZM159 233H161L160 231H159ZM244 233V232H243ZM5 234H7V233H5ZM12 234H13V232H12ZM39 234V233H38ZM45 234V233H44ZM154 234V233H153ZM178 234V233H177ZM184 234V233H183ZM185 234H187L186 232H185ZM200 234H202V233H200ZM21 235V234H20ZM34 235V234H33ZM97 235V234H96ZM106 235V234H105ZM144 235V234H143ZM175 235V234H174ZM212 235V234H211ZM218 235V234H217ZM10 236V235H9ZM8 236V237H9ZM89 236V235H88ZM137 236V235H136ZM150 236H151V234H150ZM190 236V235H189ZM236 236H237V234H236ZM241 236V235H240ZM3 237H4V235H3ZM36 237H37V235H36ZM40 237V236H39ZM110 237H111V235H110ZM119 237H121V236H119ZM176 237V236H175ZM174 237V238H175ZM215 237V236H214ZM213 237V238H214ZM229 237V236H228ZM242 237V236H241ZM24 238V237H23ZM43 238V237H42ZM94 238V237H93ZM102 238V237H101ZM108 238V237H107ZM106 238V239H107ZM198 238V237H197ZM227 238V237H226ZM230 238V237H229ZM238 238V237H237ZM3 239V238H2ZM100 239V238H99ZM130 239V238H129ZM149 239H150V237H149ZM201 239V238H200ZM205 239V238H204ZM204 239H201V240H204ZM217 239H219V237L217 238ZM233 239H235V238H233ZM245 239V238H244ZM244 239H242V241L244 240ZM19 240V239H18ZM36 240V239H35ZM125 240V239H124ZM200 240V241H201ZM220 240V239H219ZM218 240V241H219ZM228 240V239H227ZM2 241V240H1ZM20 241V240H19ZM29 241V240H28ZM178 241V240H177ZM196 241V240H195ZM206 241V240H205ZM246 241V240H245ZM249 241V240H248ZM254 241V240H253ZM258 241H259V239H258ZM5 242V241H4ZM43 242V241H42ZM204 242V241H203ZM216 242H217V240H216ZM221 242H223L222 240H221ZM225 242V241H224ZM223 242V243H224ZM241 242V241H240ZM244 242V241H243ZM1 243V242H0ZM174 243V242H173ZM200 243H202V242H200ZM207 243V242H206ZM210 243V242H209ZM219 243V242H218ZM248 244H249V242H247ZM5 244V243H4ZM20 244V243H19ZM194 244H195V242H194ZM203 244V243H202ZM201 244V245H202ZM225 244H226V242H225ZM239 244V243H238ZM242 242H241V246H242ZM244 244H246V243H244ZM189 245V244H188ZM207 245V244H206ZM216 245H217V243H216ZM237 245V244H236ZM264 245V244H263ZM27 246V245H26ZM37 246V245H36ZM130 246H131V244H130ZM161 246V245H160ZM177 246H179V245H177ZM187 246V245H186ZM200 246V245H199ZM219 246H220V244H219ZM222 246L224 247V245L222 244ZM221 246V247H222ZM244 246V245H243ZM2 247V246H1ZM6 247V246H5ZM10 247V246H9ZM12 247V246H11ZM19 247V246H18ZM28 247V246H27ZM26 247V248H27ZM33 247H35V246H33ZM144 247V246H143ZM187 247H189V246H187ZM201 247V246H200ZM217 247H218V245H217ZM246 247V246H245ZM7 248V247H6ZM36 248V247H35ZM38 248V247H37ZM142 248V247H141ZM214 248V247H213ZM216 248V247H215ZM214 248V249H215ZM5 249V248H4ZM8 249V248H7ZM32 249H34V248H32ZM143 249V248H142ZM197 249H198V247H197ZM224 249V248H223ZM255 249H257V248H255ZM2 250V249H1ZM12 250V249H11ZM43 250V249H42ZM155 250V249H154ZM153 250V251H154ZM166 250V249H165ZM182 250V249H181ZM187 250L188 249H186V252H187ZM205 250V249H204ZM213 250V249H212ZM252 250H253V248H252ZM7 251V250H6ZM20 251V250H19ZM35 251V250H34ZM44 251V250H43ZM206 251V250H205ZM210 251V250H209ZM221 251H223V250H221ZM225 251V250H224ZM232 251V250H231ZM245 251V250H244ZM251 251V250H250ZM249 251V252H250ZM264 251V250H263ZM10 252V251H9ZM160 252V251H159ZM194 252V251H193ZM206 252H208V251H206ZM213 252V251H212ZM215 252H217V251H215ZM239 252V251H238ZM241 252H242V250H241ZM4 253V252H3ZM44 253V252H43ZM127 253V252H126ZM130 253H131V251H130ZM205 253V252H204ZM209 253V252H208ZM235 253V252H234ZM237 253V252H236ZM258 253V252H257ZM5 254V253H4ZM33 254H35V253H33ZM196 254V253H195ZM207 254V253H206ZM217 254H219V252H217ZM224 254V253H223ZM226 254V253H225ZM231 254V253H230ZM6 255V254H5ZM21 255V254H20ZM140 255V254H139ZM152 255V254H151ZM155 255V254H154ZM161 255H163V254H161ZM174 255V254H173ZM198 255V254H197ZM208 255V254H207ZM211 255V254H210ZM220 255V254H219ZM226 255H229V254H226ZM235 255H237V254H235ZM239 255V254H238ZM237 255V256H238ZM244 255V254H243ZM247 255V254H246ZM24 256V255H23ZM127 256V255H126ZM133 256V255H132ZM232 256V255H231ZM240 256V255H239ZM250 256V255H249ZM257 256V255H256ZM39 257V256H38ZM149 257V256H148ZM200 257V256H199ZM198 257V258H199ZM224 257H226V256H224ZM233 257V256H232ZM241 257V256H240ZM2 258V257H1ZM37 258V257H36ZM123 258H125V257H123ZM175 258V257H174ZM205 258V257H204ZM210 258H212V257H210ZM11 259V258H10ZM51 259V258H50ZM65 259V258H64ZM126 259V258H125ZM159 259V258H158ZM179 259V258H178ZM209 259V258H208ZM218 259V258H217ZM237 259V258H236ZM249 259H251V258H249ZM8 260V259H7ZM68 260V259H67ZM71 260V259H70ZM132 260V259H131ZM134 260V259H133ZM198 260V259H197ZM223 260H224V258H223ZM222 260V261H223ZM229 261H230V259H228ZM232 260H233V258H232ZM243 260H244V258H243ZM10 261V260H9ZM27 261V260H26ZM25 261V262H26ZM41 261V260H40ZM63 261V260H62ZM65 261V260H64ZM99 261V260H98ZM143 261H145V260H143ZM153 261V260H152ZM157 261V260H156ZM177 261V260H176ZM191 261V260H190ZM194 261H195V257H194ZM202 261V260H201ZM208 261V260H207ZM235 261V260H234ZM240 261V260H239ZM47 262V261H46ZM146 262V261H145ZM154 262V261H153ZM163 262V261H162ZM218 262H220V261H218ZM228 262V261H227ZM250 262V261H249ZM21 263V262H20ZM29 263H31V262H29ZM53 263V262H52ZM97 263H100V262H97ZM143 263V262H142ZM152 263V262H151ZM214 263H216V262H214ZM214 263H211V264H214ZM237 263V262H236ZM14 264V263H13ZM33 264V263H32ZM48 264V263H47ZM60 264V263H59ZM102 264V263H101ZM117 264V263H116ZM118 264H119V262H118ZM147 264V263H146ZM155 264V263H154ZM192 264H193V262H192ZM220 264V263H219Z\"/></svg>", "mask_w": 264, "mask_h": 264}]
</instances>
